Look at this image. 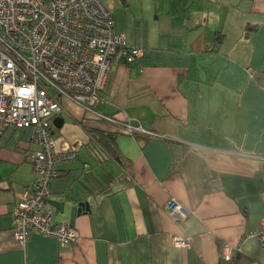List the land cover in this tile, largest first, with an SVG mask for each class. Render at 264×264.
Instances as JSON below:
<instances>
[{"label":"crops","instance_id":"1","mask_svg":"<svg viewBox=\"0 0 264 264\" xmlns=\"http://www.w3.org/2000/svg\"><path fill=\"white\" fill-rule=\"evenodd\" d=\"M102 1L124 44L143 51L131 64L114 55L97 110L158 136L61 98L56 149L75 159L58 165L47 206L77 239L32 231L19 243L11 211L38 146L31 128L0 125V264H218L222 244H241L237 264H264L245 237L264 218V0ZM92 131L113 137L120 162ZM170 198L186 219L168 214Z\"/></svg>","mask_w":264,"mask_h":264},{"label":"built area","instance_id":"2","mask_svg":"<svg viewBox=\"0 0 264 264\" xmlns=\"http://www.w3.org/2000/svg\"><path fill=\"white\" fill-rule=\"evenodd\" d=\"M142 51L124 44L123 33L116 32L102 0H0V125L31 128L38 146L31 156L34 180L11 211L19 243L32 231L54 237L61 245L77 239L75 228L55 221L47 206L58 165L75 159V152L56 149L51 133L61 98L91 117L114 124L118 131L158 136L139 121L117 120L97 110L114 55L119 53L131 64ZM165 209L176 221L190 214L174 198ZM245 237L256 239L264 251V218ZM172 241L177 247L190 243L186 237ZM219 253L223 260H233L241 253V244H222Z\"/></svg>","mask_w":264,"mask_h":264},{"label":"trees","instance_id":"3","mask_svg":"<svg viewBox=\"0 0 264 264\" xmlns=\"http://www.w3.org/2000/svg\"><path fill=\"white\" fill-rule=\"evenodd\" d=\"M91 133H92L91 137H93L94 140H96L98 143L100 142V143L104 144L105 149H107V148L109 149V150H107L108 154L114 156V158L120 162L119 156L116 153L117 151L115 149L113 151V147H112L113 146V144H112L113 137L110 134L107 135L101 131H92ZM109 140H110V145L108 144ZM238 258H234L233 260H230V261H226V260H223L222 258H220V262L218 264H237L238 260H236V259H238Z\"/></svg>","mask_w":264,"mask_h":264},{"label":"water","instance_id":"4","mask_svg":"<svg viewBox=\"0 0 264 264\" xmlns=\"http://www.w3.org/2000/svg\"><path fill=\"white\" fill-rule=\"evenodd\" d=\"M52 124H53V126L55 127V128H59L60 126H61V124H62V119L60 118V117H55V118H53V120H52ZM51 133L53 134L54 133V130L52 129L51 130ZM82 206V205H81ZM239 256H238V254L236 255V258H238Z\"/></svg>","mask_w":264,"mask_h":264},{"label":"rangeland","instance_id":"5","mask_svg":"<svg viewBox=\"0 0 264 264\" xmlns=\"http://www.w3.org/2000/svg\"><path fill=\"white\" fill-rule=\"evenodd\" d=\"M80 107V106H79ZM82 108V107H81ZM83 109V108H82ZM84 110V109H83Z\"/></svg>","mask_w":264,"mask_h":264}]
</instances>
